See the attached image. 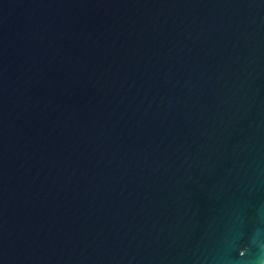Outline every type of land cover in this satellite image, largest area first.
<instances>
[{"label": "water", "instance_id": "95a60500", "mask_svg": "<svg viewBox=\"0 0 264 264\" xmlns=\"http://www.w3.org/2000/svg\"><path fill=\"white\" fill-rule=\"evenodd\" d=\"M0 264H264V0H0Z\"/></svg>", "mask_w": 264, "mask_h": 264}]
</instances>
